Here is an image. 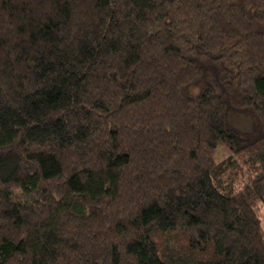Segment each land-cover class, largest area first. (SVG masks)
<instances>
[{"label": "trees", "instance_id": "1", "mask_svg": "<svg viewBox=\"0 0 264 264\" xmlns=\"http://www.w3.org/2000/svg\"><path fill=\"white\" fill-rule=\"evenodd\" d=\"M262 217L264 0H0V264H264Z\"/></svg>", "mask_w": 264, "mask_h": 264}, {"label": "rangeland", "instance_id": "2", "mask_svg": "<svg viewBox=\"0 0 264 264\" xmlns=\"http://www.w3.org/2000/svg\"><path fill=\"white\" fill-rule=\"evenodd\" d=\"M229 122L232 126L236 127L240 131L247 132L253 129L254 117L252 115L246 116L242 114H230ZM231 154H232L231 150L224 144H221L217 148L216 157L218 159H223ZM238 176L239 178L236 180L235 183L236 190L241 189L245 182L244 172H241ZM261 220H262V225L264 227V217H262Z\"/></svg>", "mask_w": 264, "mask_h": 264}]
</instances>
